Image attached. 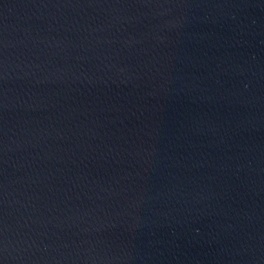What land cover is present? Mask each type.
I'll use <instances>...</instances> for the list:
<instances>
[{
  "label": "water",
  "instance_id": "obj_1",
  "mask_svg": "<svg viewBox=\"0 0 264 264\" xmlns=\"http://www.w3.org/2000/svg\"><path fill=\"white\" fill-rule=\"evenodd\" d=\"M0 264H264V0H0Z\"/></svg>",
  "mask_w": 264,
  "mask_h": 264
}]
</instances>
